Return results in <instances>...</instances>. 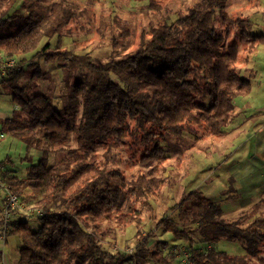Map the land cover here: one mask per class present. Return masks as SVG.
<instances>
[{"label": "trees", "instance_id": "obj_1", "mask_svg": "<svg viewBox=\"0 0 264 264\" xmlns=\"http://www.w3.org/2000/svg\"><path fill=\"white\" fill-rule=\"evenodd\" d=\"M75 1L0 0V62L19 58V66L0 70V91L18 106L0 120L1 129L40 151L25 176L0 169V187L40 210L36 229L26 213L11 211L3 241L15 235L20 242L11 264H172L177 247L163 239L149 247L155 232L144 237L140 229L162 180L141 168L126 174L109 164L108 152L129 135L138 162L152 172L169 157L167 134L185 124L221 133L234 98L250 91L240 65L264 44V34L252 33L250 17L232 16L227 0H197L173 13L160 0H133L163 20L140 25L139 43L129 52L96 57L62 44L75 29L83 31ZM134 34L125 29L118 37ZM45 67L57 69L67 86L61 106L53 87L38 82L46 79ZM55 154L61 159L50 162ZM168 210L157 227L184 244L190 264H264V212L250 221L225 218L196 189ZM129 227L136 228L134 251L112 249L109 242L121 244ZM3 230L1 211L0 235ZM220 239L242 243L244 253L216 250Z\"/></svg>", "mask_w": 264, "mask_h": 264}, {"label": "rangeland", "instance_id": "obj_2", "mask_svg": "<svg viewBox=\"0 0 264 264\" xmlns=\"http://www.w3.org/2000/svg\"><path fill=\"white\" fill-rule=\"evenodd\" d=\"M196 1L159 2L168 6L169 11L173 13L177 9L191 6ZM77 3V12H82L79 16L81 15L80 24L83 31L75 29L69 40H62V44L69 45L75 51L91 52L96 57H105L106 53L113 49L120 53L129 52L139 43L140 25L163 20L160 18L161 14L159 16L149 12L145 4L133 0H76L75 4ZM227 10L232 16L250 17L252 33L264 34V0H227ZM94 16L96 21L93 20ZM97 27L101 28L100 32L95 30ZM125 29L134 30L135 34L127 38L118 37L120 31ZM54 38L55 41L56 37ZM112 41L118 46L114 48ZM241 55H244L243 52ZM9 59H14L15 66H19L17 57L4 58L0 64ZM43 73L46 79H38V82L44 88L48 84L53 87L54 95L59 100L55 105L61 106V102L65 103L68 98L67 86L59 80L57 69L49 71L45 67ZM240 75L249 80L250 91L234 98L233 116L221 126L222 132L215 135L206 134L203 126L185 124L179 131L167 134L163 146L168 149L166 153L169 157L161 169L150 172V166L138 162L140 153L135 151L129 135L117 150L108 152L109 164L124 169L126 174H132L141 168L147 172V176L162 180L157 195L149 199V204L143 209L140 229L144 237L154 230L155 237L148 240L149 247L156 243V239L168 241L169 248L177 247L172 249L177 252L172 264H190L188 252L184 244L178 246V239H175L170 231L162 228V225L157 227V222L169 212V207L177 204L180 198L190 191H201L219 206L225 218L234 219L244 215L247 216V221H250L264 212V45L258 46L249 60L241 63ZM17 107L11 95L1 89L0 120L10 117L13 109ZM0 133V169L5 168L15 171L19 176H25L29 166L38 161L40 151L7 133L1 129V125ZM61 157V154L51 155L50 162H55ZM6 194V189L0 187V212ZM21 205L25 210L17 208L12 214L15 211L26 213L29 225L36 229L39 225L38 214L26 211L36 206L24 202ZM135 229L129 227L122 232L121 244L110 241L112 249L116 250L118 246L131 254L135 246L132 238ZM19 245L15 235H8L7 243L1 240L0 235V248L4 255H9L11 263L18 256ZM216 250L233 255L244 253L242 243L227 239L216 242Z\"/></svg>", "mask_w": 264, "mask_h": 264}, {"label": "built area", "instance_id": "obj_3", "mask_svg": "<svg viewBox=\"0 0 264 264\" xmlns=\"http://www.w3.org/2000/svg\"><path fill=\"white\" fill-rule=\"evenodd\" d=\"M15 66V61L14 59H9L5 63L0 64V70H5L6 68H12ZM3 187L7 190V188L3 185ZM15 208H21L25 210V208L21 205L20 198H18L16 195L11 194L9 191H7L6 197H5V203L2 208L3 212V220H4V230H3V235H1V239L3 240L4 234L7 231V226L6 224L9 221L10 213L13 209ZM31 213L35 212L40 213V210H26Z\"/></svg>", "mask_w": 264, "mask_h": 264}, {"label": "crops", "instance_id": "obj_4", "mask_svg": "<svg viewBox=\"0 0 264 264\" xmlns=\"http://www.w3.org/2000/svg\"><path fill=\"white\" fill-rule=\"evenodd\" d=\"M261 45H264V44H261ZM262 155H264V151L262 152ZM4 263L5 264L11 263L9 255L8 256L7 255H4Z\"/></svg>", "mask_w": 264, "mask_h": 264}]
</instances>
